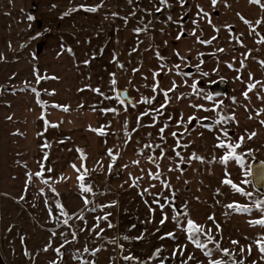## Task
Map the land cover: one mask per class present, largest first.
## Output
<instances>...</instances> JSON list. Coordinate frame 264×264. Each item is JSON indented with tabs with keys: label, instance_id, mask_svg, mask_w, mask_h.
<instances>
[{
	"label": "rangeland",
	"instance_id": "obj_1",
	"mask_svg": "<svg viewBox=\"0 0 264 264\" xmlns=\"http://www.w3.org/2000/svg\"><path fill=\"white\" fill-rule=\"evenodd\" d=\"M262 38L264 0H0L9 261L232 264L228 248L235 261L264 264V226L250 223L264 216V182L253 177L264 164ZM124 89L133 101L117 96ZM238 142L243 165L223 162ZM189 218L211 230L204 248L188 239Z\"/></svg>",
	"mask_w": 264,
	"mask_h": 264
},
{
	"label": "snow or ice",
	"instance_id": "obj_2",
	"mask_svg": "<svg viewBox=\"0 0 264 264\" xmlns=\"http://www.w3.org/2000/svg\"><path fill=\"white\" fill-rule=\"evenodd\" d=\"M181 4H183L185 2V0H180ZM254 2L256 3H259L260 0H254ZM217 3V0H212V4L215 5ZM81 7H85L84 5H81ZM89 10H92V11H95V7H92L90 8ZM201 11H203V9H201ZM29 19H32V17H29ZM250 23V22H249ZM259 23V21H258ZM140 29H136V31H139ZM197 39L199 40V37H197ZM264 39V38H262ZM202 43H209L210 41H201ZM85 63H88V61H85ZM261 63H264V61H262ZM205 75H207L205 73ZM258 83V82H257ZM113 84H115V80H113ZM175 87V85H173ZM255 85L254 84H249L248 85V88L249 90H251V88H253ZM193 87V90L196 89V85L195 83L192 85ZM96 91H99V89H97ZM245 96H247V92L244 93ZM117 96H119V93H117ZM206 100H212L213 99V95L211 93L205 95L204 97ZM147 99V98H145ZM234 99V98H233ZM57 107H65L66 106H61V105H56ZM163 106V105H162ZM196 107L198 108H203L204 106L203 105H196ZM214 108L217 107L216 104L213 105ZM115 111V110H113ZM264 111V110H262ZM234 118V117H233ZM189 119H192V117H189ZM225 119V117L223 116H220V120H223ZM262 123H264V121H262ZM161 132H163V129L160 130ZM173 135H175V133H173ZM251 135H255V133H252ZM251 138V136L249 137ZM243 141V137L240 138V142ZM225 141H220L219 145L220 147H224L225 146ZM239 147V142L236 143V144H233V143H227V148L230 150L228 152H226V154L221 157V160L223 162H227V160L229 158H234L237 162H239L241 165H243L244 163V160H243V156L241 154H239L236 149ZM249 152H251V150L249 149L248 150ZM109 152L111 153V149L109 150ZM149 159H151V157H149ZM200 159H203L202 157H200ZM138 163V162H136ZM73 167H75V165H73ZM246 174H247V170H246ZM35 175L37 176H40L41 173L40 172H37L35 173ZM79 179L83 180V177L81 176ZM223 183L225 184H228V185H231V187H233L236 191H239L241 192L243 195H250V193L244 191L243 188H241L239 185L235 184L231 179H228V178H225ZM244 183H248L247 180L244 181ZM81 189L84 190V191H88V192H91L92 189L90 186L86 187L83 183H81ZM87 199L85 198V203H87ZM161 207H163V205H161ZM227 207L229 208H235L236 211H246V212H250L251 209L247 206H244V205H239L237 204L236 202H233L232 204H229ZM256 208L261 212V213H264V199H259L256 201ZM65 215H67L65 213ZM107 217L105 216V219ZM209 219H214L213 216H210ZM163 219L161 220V223H163ZM64 223L67 224L68 223V220L65 219L64 220ZM250 223L252 224H260L262 226H264V216L260 217L259 219H256V220H253V221H250ZM110 227L112 226L111 224L109 225ZM217 228H219V225H217ZM211 230H208V232H205L204 231V228L195 223L192 219H187V233H188V239L189 240H192L193 243H195L198 247L200 248H204L205 247V244L204 243H201L200 241V234L203 233L205 236H207L208 240H213V237L211 236L210 234ZM97 235H99V233H97ZM166 235L168 236H172V233H167ZM75 238V237H74ZM65 243H67V240H65ZM233 244H236L237 241H232ZM256 243L257 245L259 246V249L261 252H264V241L260 240V239H257L256 240ZM179 247V246H178ZM251 246H249V250H250ZM87 250V249H86ZM59 251V249L57 250ZM220 251L226 253V254H229L231 256H233V261H232V264H242V261H235L234 259V254L230 253L229 252V249L228 248H221ZM241 252L244 251L243 247L240 249ZM160 252V249H156V254L158 255ZM175 254V253H173ZM207 256L211 257L212 256V252L211 250H208L207 253H206ZM129 257H125V259H128ZM191 258V257H189ZM52 264H55V262H52ZM161 264H164L163 261H161ZM209 264H226V262L223 260V259H211L209 261Z\"/></svg>",
	"mask_w": 264,
	"mask_h": 264
},
{
	"label": "water",
	"instance_id": "obj_3",
	"mask_svg": "<svg viewBox=\"0 0 264 264\" xmlns=\"http://www.w3.org/2000/svg\"><path fill=\"white\" fill-rule=\"evenodd\" d=\"M119 95L124 101H133L129 92L124 89L119 91ZM253 177L256 182L262 183L264 182V164L261 162H257L253 165ZM140 264H148L147 261L141 260Z\"/></svg>",
	"mask_w": 264,
	"mask_h": 264
},
{
	"label": "crops",
	"instance_id": "obj_4",
	"mask_svg": "<svg viewBox=\"0 0 264 264\" xmlns=\"http://www.w3.org/2000/svg\"><path fill=\"white\" fill-rule=\"evenodd\" d=\"M0 264H13L11 261H9L8 256H6L5 253L3 252L1 248V243H0Z\"/></svg>",
	"mask_w": 264,
	"mask_h": 264
}]
</instances>
